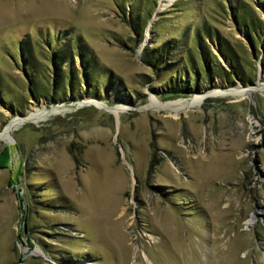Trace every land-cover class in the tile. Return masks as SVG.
<instances>
[{
  "label": "rangeland",
  "instance_id": "rangeland-1",
  "mask_svg": "<svg viewBox=\"0 0 264 264\" xmlns=\"http://www.w3.org/2000/svg\"><path fill=\"white\" fill-rule=\"evenodd\" d=\"M245 1L264 17L259 0H0V264H264V74L233 16ZM156 3L137 44L130 12ZM204 24L256 79L203 72L200 92L170 97ZM78 36L99 62L90 93L30 97L21 41L50 84L47 39Z\"/></svg>",
  "mask_w": 264,
  "mask_h": 264
},
{
  "label": "trees",
  "instance_id": "trees-1",
  "mask_svg": "<svg viewBox=\"0 0 264 264\" xmlns=\"http://www.w3.org/2000/svg\"><path fill=\"white\" fill-rule=\"evenodd\" d=\"M258 3L264 9V1L259 0ZM156 6L157 3L155 6L153 5L149 14L141 18L137 13L132 14L130 12L129 21L135 32L137 44H140L145 38L146 28L151 21L150 19H152L151 17L156 10ZM232 8L238 28L241 31H245L247 34L246 44H241L244 48L246 47V49L250 48L252 55L260 59L264 74V17L257 13L254 5L246 1L245 3L238 2L234 4ZM196 35L200 56V58H197L199 60H197L195 54L189 52L190 59H188L185 65V72L181 75L182 80H175L173 83L170 82V85L165 87L163 93L172 97L175 94L181 95L200 92L198 78L203 72L206 78L210 80L220 72L221 74L225 73V77L228 80L229 78L240 80L243 83H240V86L242 85L241 87L246 86L244 84L252 83L256 79V70L253 73L247 70L237 46L228 40L227 37L221 35L218 31L214 32L212 26L209 24H204L200 27ZM207 37H211L213 42H217L220 50L219 52L225 56L228 66H225L217 53L212 50L210 43L207 41ZM47 44L50 48L49 54L42 55L41 58L50 61L52 67V79L50 84L42 81L40 77V74L43 75L40 70L41 60L34 54L29 40H27V42L22 40L20 43V58L22 63L27 65L23 69L30 79V97L35 100L44 97L49 101L56 102L66 99L69 94L80 99L84 97L85 93H90L94 85L93 72L99 69V62L86 41H84L81 36H78L76 39L69 38L63 45H56L50 37L47 39ZM247 46L249 48H247ZM158 52L156 48L147 44L142 54L144 62L155 69L159 68L161 63ZM76 56L80 57L82 66L88 67V70L83 72V80L80 78L79 70L76 65ZM64 64H66V66H64ZM191 73H195L197 76L194 82L190 79ZM83 82L86 83L85 88L82 86ZM204 88L205 91L208 90V87ZM1 90L2 86L0 85V91ZM1 100H3L2 96ZM27 225L28 230H30L29 224ZM45 264L53 263L47 261Z\"/></svg>",
  "mask_w": 264,
  "mask_h": 264
},
{
  "label": "bare ground",
  "instance_id": "bare-ground-1",
  "mask_svg": "<svg viewBox=\"0 0 264 264\" xmlns=\"http://www.w3.org/2000/svg\"><path fill=\"white\" fill-rule=\"evenodd\" d=\"M160 6H162V5H160ZM259 85V83L258 84H256V85H250V86H258ZM116 112H118L119 110H120V108H115L114 109ZM11 131H12V128H11V126H8V127H6L3 131H2V136L5 138H7L8 136H9V134L11 133Z\"/></svg>",
  "mask_w": 264,
  "mask_h": 264
}]
</instances>
